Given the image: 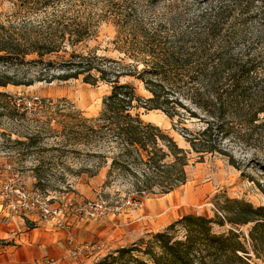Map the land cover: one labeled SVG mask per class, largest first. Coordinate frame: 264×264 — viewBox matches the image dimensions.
Returning <instances> with one entry per match:
<instances>
[{"label":"trees","instance_id":"1","mask_svg":"<svg viewBox=\"0 0 264 264\" xmlns=\"http://www.w3.org/2000/svg\"><path fill=\"white\" fill-rule=\"evenodd\" d=\"M123 1L107 0L95 12L86 0H17L14 18L22 20H0V88L78 79L108 85L98 116L85 121L80 137L107 146L111 156H99L110 159L107 177L131 176V193L139 203L183 186L190 154L199 162L219 155L240 170L242 162L226 143L254 152L264 145V0ZM140 2L170 5L146 21ZM100 22L116 28L119 61L76 50ZM60 53L68 58L58 65L46 60ZM123 77L141 82L149 98L120 84ZM12 98L0 91V117L24 116L26 110L19 114ZM139 108L163 113L190 149L144 122L134 112ZM188 123L198 127L191 130ZM254 159L250 163L264 172V163ZM34 170L37 188L42 180L38 167ZM212 205L213 217L181 216L94 264L264 262V206L223 194L215 195ZM215 225L228 229L217 234Z\"/></svg>","mask_w":264,"mask_h":264},{"label":"rangeland","instance_id":"2","mask_svg":"<svg viewBox=\"0 0 264 264\" xmlns=\"http://www.w3.org/2000/svg\"><path fill=\"white\" fill-rule=\"evenodd\" d=\"M86 1L95 12H100L107 3V0ZM116 1L125 3L123 0H113ZM16 4L17 0H0V20L5 21L9 17L15 21L22 20L21 15L14 18ZM141 4L139 7L147 10L143 15L146 21L160 17L170 5L159 3L148 6L144 2ZM195 8L192 6V13L195 12ZM116 48V28L113 24L100 22L95 33L79 44L76 50L83 53L94 52L99 57L119 61L122 54ZM66 50L68 54L71 52L69 46H66ZM68 54L60 53L46 60L58 65L61 60L68 58ZM120 84L132 86L142 99L150 96L142 83L134 78L123 77ZM7 90L9 91H0L25 98L36 96L41 100L39 107L26 110L24 116L0 117V152H12L13 154L9 156L15 160V165L6 170L7 175L11 173L18 176V173L31 171L35 177L34 169L38 167L42 183L37 188L60 200H67L69 198L67 196L73 194L75 198H84L79 200L82 202L90 200L91 194L95 195L96 192H100L103 198L110 201L132 197L131 176L115 172L107 177L110 159L99 157L111 156L107 146L97 141L87 144L80 137L85 121L98 116L102 100L110 92L108 85L99 83L91 86L78 79L56 81L51 84L37 83L30 88L16 89L15 94L10 93L12 88ZM18 109L19 114H23V109ZM0 112L4 110L0 109ZM134 112L138 113L144 122L161 128L180 148L187 151L190 149L177 129L179 127L173 128L172 122L160 111L139 108ZM185 127L195 130L198 124L188 123ZM73 129H76L74 130L76 132ZM225 146L242 162L240 170L234 169L226 158L219 155H206L199 162L195 155L190 154V161L186 167L187 182L183 186L171 192L170 196L144 198L136 208L126 209L119 215L102 219L106 220L107 225L119 226L117 235L105 241L106 248L97 259L85 255L77 263L85 264L81 262L82 259H89V264H94L118 248L139 243L142 238L146 240L147 234L163 230L181 216L194 214L213 217L212 199L218 194L243 200L254 206H264V172L250 163L253 158L264 163V145L255 152L238 147L234 142H228ZM21 185L29 188L24 182H21ZM157 201L161 202L162 209L155 214L147 211L148 205ZM227 229L226 226H213V231L217 234L225 233ZM4 245L0 243V247ZM254 264L264 262L254 261Z\"/></svg>","mask_w":264,"mask_h":264},{"label":"crops","instance_id":"3","mask_svg":"<svg viewBox=\"0 0 264 264\" xmlns=\"http://www.w3.org/2000/svg\"><path fill=\"white\" fill-rule=\"evenodd\" d=\"M9 88L13 89L10 93L15 94L16 89H20L21 86H7L0 90L9 91L7 90ZM11 154L13 153L6 151L0 154L2 168H12L15 165L14 157L9 156ZM3 171L4 175H7V171L5 169ZM18 174L21 182L33 188L36 179L31 171ZM9 175L12 174L9 173ZM95 195L91 194L89 199H94ZM88 196L85 195V197ZM67 197H69L67 200L74 198L76 202L84 199L75 198L73 194ZM147 209L155 214L162 209V204L157 201L148 205ZM118 227L107 225L106 220L78 221L70 228L60 230L50 222L41 221L34 214L8 213L5 203L0 199V243L5 244L0 247V264H48L50 261H55L57 264H78L70 257V252L75 246L95 241L105 243L106 240H111L117 235ZM82 260L81 262L85 264L90 262L89 259Z\"/></svg>","mask_w":264,"mask_h":264},{"label":"built area","instance_id":"4","mask_svg":"<svg viewBox=\"0 0 264 264\" xmlns=\"http://www.w3.org/2000/svg\"><path fill=\"white\" fill-rule=\"evenodd\" d=\"M12 104L23 110H31L39 107L41 100L36 96H13ZM3 169L9 170L10 167L0 166V199L5 203L7 212L34 214L41 221L50 222L60 230L68 229L78 221H99L116 216L123 210L136 208L141 204L133 199V195L131 198L110 201L103 198L100 192H96L94 199L82 202L60 200L38 188H25L17 175H4ZM105 248V243L101 241L79 244L71 250L70 257L74 261L85 255L97 259ZM48 264L57 262L50 261Z\"/></svg>","mask_w":264,"mask_h":264}]
</instances>
